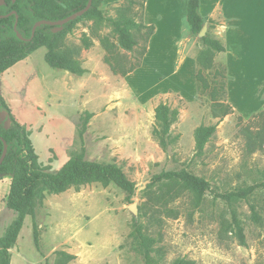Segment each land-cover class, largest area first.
Listing matches in <instances>:
<instances>
[{
    "label": "rangeland",
    "instance_id": "374dc122",
    "mask_svg": "<svg viewBox=\"0 0 264 264\" xmlns=\"http://www.w3.org/2000/svg\"><path fill=\"white\" fill-rule=\"evenodd\" d=\"M122 1L102 0L98 9L105 18H114ZM160 1L151 0L146 12L144 22L154 25L147 42L132 30L138 45L132 51L116 49L125 67L140 60L125 76L113 74L104 61L100 38L107 35L117 45L111 24L92 16L77 21L60 42L61 48L79 46L83 33L92 41L79 52L82 75L50 67L44 45L0 73V96L26 130L41 168L55 172L83 153L87 160L120 166L135 184L129 200L113 183L45 192L36 210L39 247L26 216L9 250L10 264H144L131 235L134 220L153 240L150 254L156 264L177 259L264 264V0L237 2L242 23L204 22V35L225 46L204 71L206 90L197 88L194 79L195 57L204 47L200 37L191 35L183 20L164 17L157 8ZM121 11L140 18L134 15L141 12L138 6ZM143 45L146 52L140 56ZM216 70L225 74L222 102L232 108L221 120L213 115L210 96ZM159 103L178 110L166 149L153 135ZM85 112L92 116L80 140L76 123ZM214 123L215 132L197 153L195 128ZM168 170H185L209 186L198 200L179 182L148 185L154 174ZM9 184L10 175H0V236L14 218L5 207ZM254 184L260 185L245 199L216 196ZM234 215L243 228L244 245L235 233Z\"/></svg>",
    "mask_w": 264,
    "mask_h": 264
},
{
    "label": "trees",
    "instance_id": "16d2710c",
    "mask_svg": "<svg viewBox=\"0 0 264 264\" xmlns=\"http://www.w3.org/2000/svg\"><path fill=\"white\" fill-rule=\"evenodd\" d=\"M88 0H5L0 5V73L11 67L16 62L22 60L39 46L46 47L44 55L45 62L52 68L64 69L75 75H82L85 69L79 64V52L81 49H88L92 41L83 33L80 38L79 46L61 48L60 42L66 32L70 31L74 24L82 17L92 16L95 21L107 20L115 35L117 45L109 41L107 35L100 38V43L106 51L105 63L109 66L113 74L125 76L140 66V60L132 63L128 67L124 66V59L118 58L116 49L132 51L138 45L137 39L131 33L134 30L138 36L143 37V42H147L153 34L154 25L145 24L143 21V7L145 0H123L118 6V12L114 18H105L98 5L102 0H92V4L83 15L74 20L63 24L62 29L53 32L56 26L42 24L35 29L31 36L32 25L42 19L61 20L71 13L82 9ZM133 6H138L141 10L138 20L133 19V14L123 11L130 10ZM11 11L15 14L8 15ZM140 15V16H139ZM181 18L188 26L191 35H197L201 30L206 19L199 12V0H181ZM16 21V30L23 39H19L13 29ZM207 22L216 23L212 19ZM202 45L196 57L197 69L194 73L196 87L201 90L209 88V81L204 75V71L212 68L216 53L223 52L225 46L216 38L207 34L199 38ZM146 47L143 45L139 52L143 56ZM225 74L223 71L216 70L213 74L215 86L210 90L213 100L212 111L214 116L221 120L225 115L232 111L228 103L222 102L221 92H224ZM0 110L7 111L10 124L7 128L4 121H0V155L3 150V140L7 143V151L0 164V175H10L9 190L5 201V207L14 212V218L5 228L0 236V264H10V248L15 244L18 233L23 225L26 216L31 217L32 238L36 248L39 247L38 226L36 223V210L41 204L44 193L58 194L72 187L75 190L80 186L90 183H100L103 186L109 183L115 184L126 193L129 200L134 193L135 184L126 178L120 166L116 164H101L96 161L85 159L83 153L75 154L65 162L57 171L49 172L41 168L37 163V155L34 151L32 142L24 129L11 115L4 99L0 96ZM261 114V113H260ZM92 114L85 112L80 116V121L76 123L77 135L80 140L86 131L87 123ZM178 118L177 108H171L165 103H159L154 108V127L153 135L162 149H166L170 141V129ZM217 123L210 125H199L194 130V141L197 153H201L205 144L216 130ZM162 182H179L185 188L193 191L197 199H201L204 190L208 188V182L185 170L161 171L150 178L149 186ZM260 184L250 185L244 189L216 194L225 200L231 198L245 199ZM252 219L257 220L253 206ZM235 233L241 245L245 244L243 228L239 220L233 216ZM134 238L138 251L143 256L144 264H156L150 254L153 240L143 232V226L136 220L133 222ZM72 256L65 255L69 259ZM171 264H196L192 260L177 259Z\"/></svg>",
    "mask_w": 264,
    "mask_h": 264
},
{
    "label": "crops",
    "instance_id": "0c3cea01",
    "mask_svg": "<svg viewBox=\"0 0 264 264\" xmlns=\"http://www.w3.org/2000/svg\"><path fill=\"white\" fill-rule=\"evenodd\" d=\"M151 0H145L143 7V21H145L146 12L149 7V3ZM239 0H199V12L202 17L206 19H212L215 22H225L229 20H235L237 24L242 23L243 16L239 9L237 12V2ZM159 10L160 13L163 14L164 17H169L170 19H180L181 18V0H161L160 1ZM158 18L161 15H157ZM223 20V21H221ZM216 22V26L219 24ZM145 24H152L151 22H144ZM240 31V30H239ZM245 38L251 37V33L249 31H245Z\"/></svg>",
    "mask_w": 264,
    "mask_h": 264
},
{
    "label": "water",
    "instance_id": "95a60500",
    "mask_svg": "<svg viewBox=\"0 0 264 264\" xmlns=\"http://www.w3.org/2000/svg\"><path fill=\"white\" fill-rule=\"evenodd\" d=\"M4 1L5 0H0V5L4 4ZM92 4V0H88L86 5L80 9V10H77L73 13H71L70 15L66 16L65 18L61 19V20H46V19H42V20H38L36 21L33 25H32V28H31V36H33L34 32H35V29L42 25V24H46V25H51V26H56L53 28V31H59L62 29V26L63 24L67 23L68 21H71V20H74L76 19L77 17L83 15L87 10H89L90 6ZM11 14H15V11H11L8 15H11ZM15 17L17 19V15L15 14ZM13 29L17 35V37L19 39H23V37L21 36V34L16 30V21L13 25ZM205 30H206V25H203L201 30L199 31V33L197 34L198 37H201L204 35L205 33ZM0 121H4V126L5 128H7L10 124V119L7 117V111L5 110H0ZM6 151H7V143L6 141L3 140V150H2V153L0 155V164L1 162L3 161L4 157H5V154H6ZM130 210L135 213V209L133 206H129Z\"/></svg>",
    "mask_w": 264,
    "mask_h": 264
}]
</instances>
